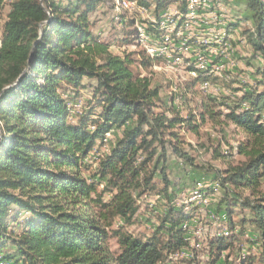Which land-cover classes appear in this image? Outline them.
I'll list each match as a JSON object with an SVG mask.
<instances>
[{
	"label": "trees",
	"instance_id": "1",
	"mask_svg": "<svg viewBox=\"0 0 264 264\" xmlns=\"http://www.w3.org/2000/svg\"><path fill=\"white\" fill-rule=\"evenodd\" d=\"M6 1L0 0V10ZM128 1L149 10L155 22L143 24L162 43L163 15L171 6H178L179 26L188 21V0ZM102 2H11L0 45V236L4 241L11 237L19 260L3 256L0 245V262L163 264L169 255L189 247L183 229L189 218L174 206L167 208L161 226L146 240L112 226L115 219L133 224L138 212L135 193L157 191L154 179L162 161L159 195L171 200L165 146L171 145L175 156L194 165L176 143L180 137L176 129L198 132L199 121L214 117L213 106L205 105L199 116L186 118L170 110L162 112L157 104L159 90L133 74L131 56L112 54L110 45L92 32L91 17ZM246 10L249 15L240 21L250 26L245 36L253 51L251 60L258 61L253 67L256 87L245 89L226 119L256 141H264V0H247ZM129 25L123 24L125 29ZM239 25L236 21L228 26L227 33ZM132 35L128 34L125 45L132 44ZM192 71L199 75L198 84L207 81L202 73ZM85 81L96 82L93 101L101 113L96 118L86 114L74 122L70 103L86 89ZM113 132H120L121 138L111 154L100 160L89 182L84 178L88 172L84 161ZM246 149L240 146L239 151L247 160L219 180L223 187L257 197L244 200L241 207L252 213L250 224L258 232L254 243L261 254L250 255L241 264H264V192L259 191L264 152ZM150 165L154 166L151 172ZM102 181L113 193L111 203L104 201L99 190ZM13 208L17 212L12 219L21 228L17 237L7 236ZM111 239H116L118 253L109 250ZM236 239H212L211 264L220 263Z\"/></svg>",
	"mask_w": 264,
	"mask_h": 264
},
{
	"label": "rangeland",
	"instance_id": "2",
	"mask_svg": "<svg viewBox=\"0 0 264 264\" xmlns=\"http://www.w3.org/2000/svg\"><path fill=\"white\" fill-rule=\"evenodd\" d=\"M13 1L7 0L0 10V45L3 26ZM116 1L103 0L99 5L97 12L91 17L92 32L110 45L112 54L122 58L131 56L134 62L131 67L133 74L146 78L152 88L159 90L157 104L162 106V112L170 110L186 118L190 115L199 116L203 106L212 105L214 117L207 115L205 122L199 121L200 128L196 133L176 129L180 134L176 143L184 153L193 158L194 165L175 156L171 145L165 146L168 152L166 174L172 182L169 190L171 200L159 195L163 190L160 177V169L164 164L162 161L154 179L157 191L144 192L141 196H138L140 191L136 192L138 212L133 224L125 225L121 220L115 219L113 230L122 228L134 237L146 240L161 226L167 208L174 206L189 218L183 224L189 247L169 255L163 264H211L210 241L229 236L238 238L235 247L224 253L220 263L216 264H225L224 261L226 264H241L250 255L258 257L261 249L254 243L258 232L250 224L252 213L241 207L244 200L254 201L257 197H253L249 191H236L229 185L223 187L219 180L227 171L234 170L247 160L240 153V146L247 148V152H264V141H256L226 119L229 110L236 107L245 89L256 87L253 67L258 65V61L251 60L253 51L245 36L250 26L240 21L249 15L246 10L247 0H201L199 14L186 21V29L182 24L179 26L178 6H171L169 16L175 20L169 21L177 23L165 24V29L167 25L178 29L183 27L182 34L185 37L179 33L166 46H160V58L154 59L147 55L142 46H135L133 43L137 35L136 25L143 24L148 17L136 10L119 12ZM122 20L132 26L125 29ZM236 21L242 25L233 28L235 32L228 34L227 27ZM131 32L132 44L125 45L124 40ZM186 39L191 41L189 46L184 47L182 44ZM202 65H206V71H200ZM192 69L202 73L203 79L207 78V81L198 84L199 75ZM95 84V81H85L86 89L70 103L74 122L83 115L89 114L96 118L101 113V109L93 101ZM167 115L171 116L169 113ZM118 138H121V133L113 132L106 137L105 142L97 144L84 161L88 169L84 178L89 181L98 171L100 160L111 154ZM218 155L221 156L220 159H216ZM149 170H154V166L150 165ZM99 190L104 194V201L111 203L113 193L107 188L105 181L100 183ZM259 191L264 192V179ZM198 194L201 197L194 199ZM16 212L13 208L7 236L17 237L21 233V228L12 219ZM229 212L231 216L227 214ZM10 238L7 237L4 241L0 236L3 256H10L18 261L17 251ZM108 247L112 253L119 251L116 239L109 240Z\"/></svg>",
	"mask_w": 264,
	"mask_h": 264
},
{
	"label": "built area",
	"instance_id": "3",
	"mask_svg": "<svg viewBox=\"0 0 264 264\" xmlns=\"http://www.w3.org/2000/svg\"><path fill=\"white\" fill-rule=\"evenodd\" d=\"M117 9L119 12H127V11H131V10H136L138 12H140L143 15H146L148 17V22H155V18L152 17L151 13L149 12V10H147L146 8L140 7L137 2L134 1H128V0H117ZM202 3L201 0H188V19H192L195 18L197 16V14H199V9L201 8ZM170 10L168 9L165 14L163 15V23L161 25V30L165 32V36H163V41L164 43L158 41L157 39L154 38L153 35L147 33L146 31V26L144 24H140L139 26L136 25V32L137 35L134 39V45L135 46H142V48L145 50V52L147 53V55L154 59V58H160V46H166L167 42L172 40L170 39L171 37H176L179 33H183L182 32V28H176V27H172L171 25H167V28L165 29V24H171V23H177L174 21H169V20H175L172 19L170 16ZM177 15H179L180 17L177 19H181L182 16L177 13ZM187 19V20H188ZM124 20H122L121 22H123ZM188 25V22H186V25H184V29H186L185 27ZM177 29L179 30L178 32ZM176 32V33H175ZM175 34V35H174ZM182 36H184L182 34ZM185 37V36H184ZM187 38V37H186ZM176 39V38H175ZM174 40V39H173ZM191 40L186 39V41H184V43L182 44L184 47H187L189 42ZM187 49V48H186ZM201 64H205V63H201ZM200 68H197L200 71H206V65ZM208 85V84H207ZM201 196L198 194V197L195 195L194 199L196 198H200ZM0 264H15L12 261H3L0 262Z\"/></svg>",
	"mask_w": 264,
	"mask_h": 264
}]
</instances>
